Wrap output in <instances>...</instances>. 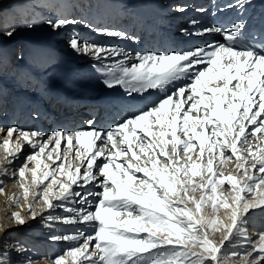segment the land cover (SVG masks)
I'll return each mask as SVG.
<instances>
[{"label": "snow or ice", "instance_id": "snow-or-ice-1", "mask_svg": "<svg viewBox=\"0 0 264 264\" xmlns=\"http://www.w3.org/2000/svg\"><path fill=\"white\" fill-rule=\"evenodd\" d=\"M237 3L243 9L249 0ZM46 23L61 29L76 21ZM181 32L217 34L224 42L133 56L70 38L72 50L101 63L122 57L104 65L108 89L121 87L133 99L163 93L115 126L103 130L89 120L86 128L47 138L0 127V176L18 178L21 189L10 201L20 211L5 217L0 232L8 222L23 227L37 216L92 229L52 237L70 247L42 264H264V228L253 241L247 227L253 213L264 214V33L250 36L242 20ZM25 145L33 151L16 167ZM229 162L234 169L226 174ZM58 209L64 214L53 215ZM5 243L0 239V247ZM7 256L0 250V264H10ZM25 264L41 261L26 257Z\"/></svg>", "mask_w": 264, "mask_h": 264}, {"label": "bare ground", "instance_id": "bare-ground-1", "mask_svg": "<svg viewBox=\"0 0 264 264\" xmlns=\"http://www.w3.org/2000/svg\"><path fill=\"white\" fill-rule=\"evenodd\" d=\"M3 1L10 4L9 13L23 15L17 24L28 19L34 26L20 29V33L11 38H0V60H6L0 71V127L4 125L5 115H10L15 117L12 126L26 131L38 130L45 138L59 129L75 131L86 128L89 120L94 121L95 127L107 130L163 95L158 90H150L133 94V99L121 87H96L90 91L88 87L76 85L72 76L80 78L87 73H107L104 65L122 57L101 63L90 55L72 50L68 44L72 37L104 47H119L134 56L136 53H170L224 42L217 34L204 37L184 35L181 32L184 28L194 33L197 29L216 25L226 27L242 20L252 37L257 38L264 30V0H249L243 9L239 8L237 0H0ZM230 4L232 7H228ZM181 6L186 9L182 13L177 11ZM41 18L47 21L69 19L76 23L51 29L46 22L41 23ZM191 21L197 24L193 27ZM105 31L123 32L128 38L109 37L102 34ZM15 41L21 42L17 55L10 53V45ZM55 68L60 71L61 81L54 80ZM24 151L32 153L33 150L25 145ZM24 151L14 162L16 167H19ZM17 179L0 176L4 181L0 187L5 185L4 194H0V224L5 223V217L12 211H20L10 202L13 196L21 193ZM24 213L22 211L21 215ZM55 213L64 214L62 209L53 215ZM250 221L256 224L251 239H257V230L264 228L263 220L255 212ZM7 227L6 233L0 232V239L6 241L0 250L6 249L7 260L14 261V264H25L26 257H29L28 248L17 242L18 238L16 243L11 239L14 232L19 235L23 228L35 231L31 236L32 244L35 246L34 255L41 264L44 259L52 258L49 253L43 254L47 243H64L52 237L75 234L81 229L86 233L92 231L84 225L65 226L39 216L23 227L11 222ZM8 232L11 237L5 236ZM21 246L27 249L23 255L15 251Z\"/></svg>", "mask_w": 264, "mask_h": 264}, {"label": "rangeland", "instance_id": "rangeland-1", "mask_svg": "<svg viewBox=\"0 0 264 264\" xmlns=\"http://www.w3.org/2000/svg\"><path fill=\"white\" fill-rule=\"evenodd\" d=\"M9 9H10V4L8 2H5V1L0 2V38L1 39H7L8 38L5 35H3V33L7 30L15 29V32L13 35V36H15L17 34V32L20 33V31H19L20 29L32 28L34 26V24H31L28 19L24 20V22L21 24H17V22L19 23L20 21H22L23 15H20L21 13L20 14H12L11 12L9 13V11H10ZM32 11H33V9L31 10V12ZM5 19H6V21H5ZM55 20L56 19H54L53 21H55ZM40 21H41V23L44 24L45 22H47V19L41 18ZM29 25H31V27H29ZM20 43H21L20 41H15L10 45L11 46L10 47L11 48V51H10L11 54L17 55L20 52ZM9 57H11V55ZM5 61L6 60H0V71H2L3 68L1 65L2 64L4 65ZM53 74H54V80L55 81H61L60 77H59V75H60L59 69L55 68L53 71ZM106 75H107V73H104V72H102V73L99 72V74L98 73H93V74L87 73V74H84L83 76H80V78L76 77V76H72L71 79L75 82L76 85L88 87L91 91V90L95 89L96 87H101V88L107 89V87L105 86V84L103 82L104 79L106 78ZM33 86L34 85H32V87ZM24 88H26V86L23 87V89ZM5 116L6 117H4V125L2 127H4V128L12 127V124L13 125L15 124L13 122L15 117L10 116V115H5ZM2 136H3V134H2ZM29 154H31L30 151H24V153L20 159L19 166L22 164L24 157L29 155ZM233 169H234V165L229 162L225 166L224 171L227 174L228 172H231ZM2 187L4 188L5 185H3ZM189 207H192V205H189ZM257 213L261 217V219L263 220V225H264V214L260 213L259 211H257ZM221 214H223V210L220 211L219 215H221ZM45 215H47V213H45ZM55 215H60V214L55 213ZM247 227L249 230V237L252 238L254 236V235H252V231L256 227V224L253 221H250ZM45 231H47V230H45ZM34 233H35L34 230L28 231L27 229L23 228L19 235L14 232V235L11 237V232H8L5 236L11 237V239H13L14 243H16V239L18 238L17 242H19L22 246H25L26 248H28L29 252L32 253L31 255H30V253H28L29 257H31L34 261H37L38 258L34 255L35 246L32 244L33 237H31ZM216 238L217 239L219 238V233L216 234ZM255 240L256 239H253V241H255ZM10 241H12V240H10ZM35 242H37V241H35ZM244 244H245L244 241L239 242L238 247H239L241 252H243V250H244ZM69 247H70V243H68V242H64L62 244H55V245H53L52 243L49 242L46 244V249H45V251H43V254H44V252H45V255L47 253H49L50 256L52 258H54V257L64 253L65 251H67V249ZM227 250L229 252H231L233 249L229 245ZM44 257H48V256H44ZM14 263H15L14 261L13 262L10 261V264H14Z\"/></svg>", "mask_w": 264, "mask_h": 264}]
</instances>
